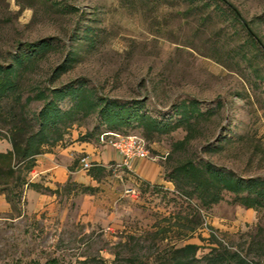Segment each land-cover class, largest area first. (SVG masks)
<instances>
[{
	"label": "rangeland",
	"instance_id": "374dc122",
	"mask_svg": "<svg viewBox=\"0 0 264 264\" xmlns=\"http://www.w3.org/2000/svg\"><path fill=\"white\" fill-rule=\"evenodd\" d=\"M226 3L264 42V0H0V62L20 45L45 40L54 50L27 83L43 85L69 55L76 60L73 68L56 85L83 79L120 102L142 100L146 112L164 121L174 120L175 105L196 100L202 111L217 113L203 122L182 156L209 161L241 178L264 179V83L253 79L239 57L246 35ZM39 108L33 103L30 111ZM101 130L98 118L91 116L76 123L65 140L89 132L96 137ZM127 133L141 136L136 127ZM183 136L177 131L149 144L163 172L171 144ZM5 142L0 141V149H6ZM207 144L213 151H202ZM138 187L126 188L134 195L125 194L115 205L98 194L97 224L80 216V187L70 202L64 197L71 193L62 189L54 211L22 218L15 212L1 214L0 264H131V258L160 264L172 247L196 244L201 259L213 242L257 261L248 248L264 240V235L258 237L264 210L241 207L228 193L203 209L179 198L173 186Z\"/></svg>",
	"mask_w": 264,
	"mask_h": 264
},
{
	"label": "trees",
	"instance_id": "16d2710c",
	"mask_svg": "<svg viewBox=\"0 0 264 264\" xmlns=\"http://www.w3.org/2000/svg\"><path fill=\"white\" fill-rule=\"evenodd\" d=\"M188 1L195 4L198 0ZM226 5L233 20L246 35L245 42L238 49L239 57L247 65L253 79L264 83V42L236 7L229 3ZM53 50V46L45 40L23 44L17 53L0 62V130L6 133L0 135V139H6L11 146L7 153H0V195L5 197L17 218L26 216L24 193L28 189L56 196L60 195L62 189L70 194L75 187L83 189L82 195L95 192L93 188L73 183H67L61 190L57 188L54 191L41 184L29 183L28 176L38 156L57 144L63 147L72 143L105 146L102 141L114 135H126L127 130L133 127L141 130L147 148L157 136H168L177 131L184 134L181 140L171 144L163 166V179L171 183L179 198L188 202L195 201L199 207L208 209L218 204L224 193H228L233 197V203L241 207L264 210V179L241 178L209 161L189 155L182 156L198 138L203 122L211 121L217 110L202 111L196 100L183 101L173 108L174 120L164 121L146 112L142 100L120 102L89 87L83 79L56 85L73 68L76 60L69 55L52 69L49 80L43 85L27 83L30 75L36 73L39 64ZM33 103L40 104L37 112L30 111ZM64 104L68 105L65 109L62 108ZM91 116L97 117L99 125L103 127L96 137L93 132H89L65 140L70 137L69 131L76 123ZM202 151L213 150L207 144ZM178 156L183 158L177 160ZM84 158L87 159L85 153L78 154L74 165L80 164ZM87 172L93 180L99 182L109 177L112 170L107 171L97 163H91ZM260 233L259 238L264 235V230ZM198 249L196 244L172 247L167 251L168 257L163 258L160 264H260V260L264 259L262 239L257 241V245L253 242L248 248L249 252L254 253L256 262L248 260L240 252L228 251L219 242H213L210 252L201 259L196 256ZM129 261L131 264H140L132 258Z\"/></svg>",
	"mask_w": 264,
	"mask_h": 264
},
{
	"label": "crops",
	"instance_id": "0c3cea01",
	"mask_svg": "<svg viewBox=\"0 0 264 264\" xmlns=\"http://www.w3.org/2000/svg\"><path fill=\"white\" fill-rule=\"evenodd\" d=\"M5 140L0 139V141ZM1 143L3 144L4 142ZM5 147L6 149H0V153H7L11 150L9 142H5ZM81 153L87 155L88 162L97 163L107 171L108 168H111V164L119 163L121 160L120 156L108 146L96 147L93 145L72 143L71 145L69 144L63 147L61 144H57L36 158L35 166L28 176V182L41 184L44 188H49L53 191L57 190V188L61 189L67 183L95 189L92 195L84 194L80 196V216H84L83 219L90 217L89 222L91 224L101 223L96 220L98 218L97 215L101 213L100 207L95 202V200L97 202L99 200L98 194L101 195V198L107 195L109 197L107 200L110 202L113 201L115 205L121 199L125 198L124 190L126 188L136 189L138 184L146 183L163 186L166 189H171L172 187L171 183L164 181L161 166L156 160L149 159L135 160L130 170H122L117 176H106L97 182L89 176L88 172L81 170L79 164L74 165L75 158ZM80 176L81 179L78 180ZM96 197L98 198L96 199ZM59 198L61 199V195L57 197L56 195L38 193L28 189L24 193L25 215L39 216L44 211H54L59 207ZM68 198L69 202L74 200L73 192H71L69 197H64L65 200H68ZM28 200H31V206H29ZM9 212H11L10 205L5 200V197L0 195V215ZM63 212L65 213L66 209ZM114 216L116 217V215ZM114 216L111 215V217Z\"/></svg>",
	"mask_w": 264,
	"mask_h": 264
},
{
	"label": "built area",
	"instance_id": "2783aa9c",
	"mask_svg": "<svg viewBox=\"0 0 264 264\" xmlns=\"http://www.w3.org/2000/svg\"><path fill=\"white\" fill-rule=\"evenodd\" d=\"M105 146L112 148L121 158L119 163H115L110 169L115 176L122 170H130L132 163L135 160H156L147 148L144 139L135 134L114 135L113 137L102 141ZM80 169L88 171L91 168V163L86 158L80 160ZM133 189H125L124 194L134 195Z\"/></svg>",
	"mask_w": 264,
	"mask_h": 264
}]
</instances>
